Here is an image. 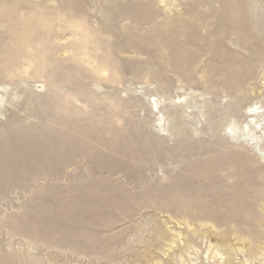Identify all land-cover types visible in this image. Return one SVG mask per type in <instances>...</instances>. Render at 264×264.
Returning a JSON list of instances; mask_svg holds the SVG:
<instances>
[{"label": "rangeland", "instance_id": "rangeland-1", "mask_svg": "<svg viewBox=\"0 0 264 264\" xmlns=\"http://www.w3.org/2000/svg\"><path fill=\"white\" fill-rule=\"evenodd\" d=\"M0 264H264V0H0Z\"/></svg>", "mask_w": 264, "mask_h": 264}, {"label": "bare ground", "instance_id": "bare-ground-1", "mask_svg": "<svg viewBox=\"0 0 264 264\" xmlns=\"http://www.w3.org/2000/svg\"><path fill=\"white\" fill-rule=\"evenodd\" d=\"M219 39H220V38H219ZM203 193H204V192H203ZM202 197H203V194H200V192H199V193H196V195H195L194 198H195L196 200L199 201V200L204 199V198H202ZM206 197H207V196H206ZM194 201H195V200H194ZM200 205L202 206L203 204H200ZM220 206H221V207H224V206H223V203H222ZM231 210H233V209H230V211H231ZM206 212H207V211H206ZM227 212H228V211H227ZM232 212H234V211H232ZM234 213H236V212H234ZM234 213L231 214V215H235ZM203 215H204V214H203ZM203 215H202V216H203ZM225 246H227V245H225ZM218 249H219L220 252H221L222 250H225V248H220V247H218ZM221 249H222V250H221Z\"/></svg>", "mask_w": 264, "mask_h": 264}]
</instances>
